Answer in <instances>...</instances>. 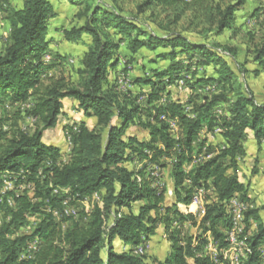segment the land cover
Listing matches in <instances>:
<instances>
[{"label": "trees", "instance_id": "obj_1", "mask_svg": "<svg viewBox=\"0 0 264 264\" xmlns=\"http://www.w3.org/2000/svg\"><path fill=\"white\" fill-rule=\"evenodd\" d=\"M20 1L21 9L8 10L9 39L0 48V107L4 100L25 103L32 98L30 115L43 128L31 135L17 133L0 143V264H190V260L213 264L205 252V236L209 233L218 250L228 246L225 233L230 221L224 204L234 195L246 199V187L237 175L238 160L247 155L243 144L249 136L264 151V102L255 101L223 57V53L234 56L229 47L194 43L171 29L189 13V26H204L218 37L233 28L248 0L225 7L205 0H144L137 13L148 14L164 36L144 30L118 11L94 5L93 0H63L85 10L78 13L84 24L65 31L64 40L78 41L86 35L91 45L75 71L78 85L49 77L46 87L39 83L41 76L61 64L56 55L49 62L42 60L51 42L46 36L52 5L50 0ZM7 3L0 0V10L6 11ZM142 49L167 50L155 53L151 63L168 65L152 69L151 76L128 80L149 92L118 91L116 77L110 79L108 71L116 74L122 65L119 73L125 76ZM254 52L255 62L264 70V42ZM208 68L213 75H198L199 69ZM179 81L190 94L185 103L169 99L167 88ZM206 87L214 92L200 93ZM64 100L75 102L85 119L96 120L92 128L86 121L74 123L79 132L72 134L66 161L61 160L59 148L42 142L43 131L53 129L63 114ZM170 122L179 129L176 138ZM132 127L145 138L127 134ZM215 129L220 130L222 142L214 146L202 133L212 134ZM133 164L139 167H127ZM163 168L170 169L176 203L171 207L164 203ZM5 182L32 185L39 202L13 191L2 195ZM66 188L70 204L80 209L76 216L62 215L56 221L48 210H61L66 196L53 192ZM201 189L213 197H204V215L197 222L177 206H190ZM93 193L102 194V202L84 213L80 202ZM260 212L264 216V205L245 213L246 231L248 219L259 221ZM31 219L36 221L31 232L20 234ZM184 223L200 233L184 235ZM160 226L169 243L167 256L160 261L146 253L133 254ZM36 238L41 241L36 257L20 260L26 245ZM115 239L129 243L130 249L117 252ZM247 243L250 253L244 264H262L258 248L264 245V219Z\"/></svg>", "mask_w": 264, "mask_h": 264}, {"label": "rangeland", "instance_id": "obj_2", "mask_svg": "<svg viewBox=\"0 0 264 264\" xmlns=\"http://www.w3.org/2000/svg\"><path fill=\"white\" fill-rule=\"evenodd\" d=\"M144 0H93V4L99 7L107 8L108 10H114L122 13V15L130 20H135L144 30L151 31L157 36H164L166 33L162 30H159L148 20V14L139 15L137 13V6L140 5ZM210 3L225 7L229 4L235 2V0H205ZM52 4L53 16L48 22V32L46 39L50 40L52 43V49L49 46L48 53L51 58L54 55L59 58L61 64L59 68L51 70L43 74L40 78V85L46 87L49 85V77L60 78L62 77L67 83L71 85H78L80 82L79 76L75 71L80 67V60L85 52L88 51L91 45V39L83 35L78 41L66 42L64 40V32L69 31L72 28L80 27L84 24L85 19L78 16L79 11H85L83 7L72 6L66 1L55 3L54 0H50ZM22 3L20 0H8L6 11L0 10V48L4 49L6 46L9 34L10 27L7 21V15L10 11L8 10H18L21 9ZM240 14L237 17L236 21L233 24V28L224 31L220 36L215 37L212 32H209L204 26L198 28L189 26L188 22L190 19V14L188 13L177 26L173 27L171 31L181 34L186 37L188 40L194 43H204L210 44L218 42L224 47H229L233 52L234 56H230L227 53H223V57L228 62L231 69L236 73L239 81L242 85L248 87L252 92L253 97L257 103L264 102V70L255 62V52L254 50L262 42H264V0H248L246 4L241 8ZM253 14L255 15L253 17ZM51 25V27H49ZM58 31L57 36H53V30ZM54 37V38H53ZM51 38V39H50ZM53 39V41H52ZM144 49L140 51V55L137 58L136 62L132 65H129L127 68V73L125 76L119 73L122 69V65L117 66L116 71L118 74H114L113 71H108V77L112 79L114 77L122 78V83L118 85V91H128L125 83H128V80L135 77H144L151 76V70L156 68H164L168 65L167 62H157L155 64L151 63L155 59V53L161 51H167L158 49L154 52H144ZM85 51V52H84ZM46 55H43L42 58H45ZM123 63V61H122ZM213 75V72L210 68L208 69H199L198 75ZM52 78V79H53ZM118 79V80H119ZM116 80V81H118ZM124 84V85H123ZM134 91V89H132ZM129 90V91H132ZM144 91L149 92V88ZM167 91L170 94V101H179L180 103H185L189 94V91L185 88L182 81L173 84L167 88ZM214 92V89L210 90V87L201 89L200 93L211 94ZM132 93V92H131ZM166 96L164 97V99ZM28 102H33V99L30 98ZM10 101L4 100L2 105H9ZM2 109V107H0ZM76 110L75 105L67 107L65 112L64 119L63 116L58 118V122L53 129L44 130L42 142L45 145L57 147L65 154L66 143L64 140V134L66 130L72 125L79 121H86L88 127L95 125L90 120H87L83 117L82 113L76 111L77 114L69 117L68 111ZM43 125L36 121L30 115V109L23 111L21 108L12 106L10 110L4 111L2 117L0 118V143H6L7 139L12 138L13 135L17 133H24L31 135L34 131L42 130ZM127 134L135 135L139 140L145 138V135L140 132L135 127L130 128L127 131ZM174 137H178L179 129L173 130ZM214 140H217L215 145L220 144L218 137H214ZM244 147L246 149L247 155L243 159L238 160V170L237 175L239 182L246 187V202L249 205L250 210L259 209L264 205V173L261 171V160H260V149L257 148L255 142H250L249 139H246L244 142ZM263 155H261L262 157ZM203 159L200 158L199 161ZM162 163H165L162 161ZM128 168L139 167V164L128 165ZM156 171H159L156 167H152ZM160 181L166 189L165 194V205L167 207L173 206L175 199L172 195V181L168 177V168L160 170ZM7 187V188H6ZM6 188V190H4ZM8 191H13L16 194H25L28 199L36 203L39 200L34 199V192L32 189L26 187V184H14L13 182L8 183L6 186L3 185L1 193ZM4 192V193H5ZM3 193V194H4ZM2 194V195H3ZM213 197L211 192H207L202 196V205L204 206V197ZM12 204L10 207H13V202L11 198H8ZM80 207V206H79ZM93 207V206H92ZM180 210L184 208L177 206ZM80 208H76V213L79 212ZM191 211L194 210V206L190 208ZM84 213H88L84 209ZM184 215H186L184 213ZM198 222L201 217L196 214L195 217ZM264 216L262 212L259 213V221H254L253 218L248 219V232L251 237L258 228L259 223H262ZM32 225L36 223L35 219L30 220ZM60 221V218L56 219ZM66 228V224L62 225V229ZM157 234L152 236L151 240L147 241L145 244V253L150 255L152 258L159 260L164 259V257L169 252V245L163 235V227L160 226L157 229ZM183 234L186 236L198 235L200 231L197 228L191 227L188 223L183 224ZM29 230L28 233H30ZM20 234H25L19 232ZM19 234V235H20ZM209 238L210 235L207 233L205 236ZM126 246L130 247L129 243ZM149 256V257H150ZM161 261V260H160ZM190 264H193V261H189Z\"/></svg>", "mask_w": 264, "mask_h": 264}, {"label": "built area", "instance_id": "obj_3", "mask_svg": "<svg viewBox=\"0 0 264 264\" xmlns=\"http://www.w3.org/2000/svg\"><path fill=\"white\" fill-rule=\"evenodd\" d=\"M46 57L42 58L44 62H49L51 60V56L49 54H45ZM123 79H119V83L121 84ZM16 106L21 108L23 111H26L31 108L30 102L25 103H11L9 105H4L2 109H0V118L2 117L4 111L10 110L12 106ZM72 116L77 114L76 110L71 111ZM217 114H221V111L218 110ZM171 129L175 130L176 125L174 122H170ZM70 129V130H69ZM79 132L78 127L72 123L70 127L66 130L64 134V140L67 145L65 153L69 155L71 150V137L72 134H77ZM220 134L219 129H215L211 136H218ZM137 181L139 182L140 179L138 178ZM10 182H5L4 185L6 186ZM27 188L33 190V186L28 184L26 185ZM7 188V187H6ZM6 188L4 190H6ZM5 192V191H4ZM3 192V193H4ZM209 191H204L203 189L199 190L193 199V202L191 205L194 206V210H189V213H192V215L198 214L200 217L204 215V206L202 205V196ZM2 193V194H3ZM55 195H65L66 199L62 202L61 210H48V212L55 218L58 219L62 215L65 216H76V208L72 206L71 203V197L70 195V189H61V190H55L53 192ZM102 202V194L100 193H93L90 196L85 197L80 202V207L84 208L86 211L90 210L92 206L100 205ZM8 205L10 206L12 203L7 200ZM225 212L227 213L230 221L229 229L226 231V241H227V248L223 250H218L216 245L212 242V239H207V243L205 245V252L207 255H209L210 260L213 262V264H244L246 260L248 259L250 250L249 245L247 243V239L250 237L249 232L245 230L246 221H245V213L249 209V205L241 200L237 195H234L231 199H229L224 204ZM191 208V207H190ZM3 217L0 213V226L2 224ZM31 230L30 225L27 227L21 229V232L27 234ZM41 248V241L39 239H33L30 241L23 252L20 254L19 259L20 260H33L36 255L38 254L39 250ZM122 251H127L126 249H123ZM145 253V245H140L133 249V254L135 255H141ZM258 254L260 257V261L262 264H264V245L260 246L258 248ZM220 256L221 259L218 260L217 257Z\"/></svg>", "mask_w": 264, "mask_h": 264}, {"label": "crops", "instance_id": "obj_4", "mask_svg": "<svg viewBox=\"0 0 264 264\" xmlns=\"http://www.w3.org/2000/svg\"><path fill=\"white\" fill-rule=\"evenodd\" d=\"M54 2L55 3H57V2H63V0L62 1H57V0H54ZM52 5V4H51ZM49 27H51V25L49 26ZM53 32V36H57L58 35V31H55V29L52 31ZM54 38V37H53ZM51 39V38H50ZM52 41H53V39H52ZM52 43L53 42H50V48L52 49L53 47H52ZM144 52H149L148 50H146V49H144L143 50ZM85 52V51H84ZM116 72H118V71H116ZM120 72V71H119ZM118 73H116V75H117ZM113 78H114V76H112ZM119 78H117L116 77V80H118ZM117 85H119V80L117 81ZM124 85V84H123ZM125 85H127L126 87L129 89V90H132V89H134V91L132 90L131 92L133 93V94H138L139 92H143V93H147L146 91H144L145 89H147V87H142V88H140V87H138V86H133V85H130V84H127V83H125ZM63 105H64V111L66 112L67 111V107L68 106H71V105H76V103L75 102H73V101H71V100H64L63 101ZM71 111L72 110H70V111H68V116L70 117L71 116ZM65 112H63V114L61 115V116H63L64 114H65ZM60 116V117H61ZM63 119H64V116H63ZM90 122H93V124H95L96 123V120L95 119H90ZM94 126V125H93ZM89 128H92V126H90ZM203 135L202 136H206V138L208 139V141H209V143H211L212 145H214V144H216V142H217V140H214L215 138L214 137H218V140L221 142L222 141V138L218 135V136H211V134H205L204 135V133H202ZM248 139H249V141L250 142H254V140L252 139V137H248ZM248 152V151H247ZM261 155H263L262 157H261ZM67 157H68V154L67 153H65V154H63V152H62V156H61V160L62 161H66L67 160ZM260 160H261V171H263V164H264V151H263V145L261 146V148H260ZM165 168H163V170H164ZM162 170V169H161ZM168 177L170 178V169L168 168ZM170 180L172 181V179L170 178ZM179 207H182V208H184V210L182 211L181 209L179 210L181 213H185L186 215L187 214H192V213H189L188 212V209L189 210H191L190 209V207H192L193 205H190V206H188V207H186V206H184V205H178ZM194 217H195V215H194ZM158 232V231H157ZM157 232H156V234H157ZM152 238V237H151ZM151 238H150V240H151ZM210 238V237H209ZM209 238H207V239H209ZM114 247H115V249H116V251L117 252H121L123 249H126V250H129L130 249V247H128V246H126V245H124L123 243H121L118 239H115L114 240ZM168 245H169V243H168ZM169 253V252H168ZM150 256V255H149ZM167 256V255H166ZM165 256V257H166ZM151 257V256H150ZM164 257V258H165ZM159 260H163V259H159Z\"/></svg>", "mask_w": 264, "mask_h": 264}, {"label": "bare ground", "instance_id": "obj_5", "mask_svg": "<svg viewBox=\"0 0 264 264\" xmlns=\"http://www.w3.org/2000/svg\"><path fill=\"white\" fill-rule=\"evenodd\" d=\"M192 208V207H191Z\"/></svg>", "mask_w": 264, "mask_h": 264}]
</instances>
